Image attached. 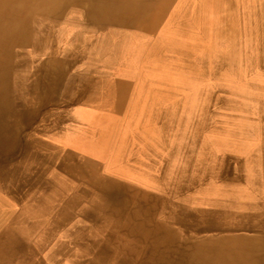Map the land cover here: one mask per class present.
Segmentation results:
<instances>
[{
	"label": "bare ground",
	"instance_id": "6f19581e",
	"mask_svg": "<svg viewBox=\"0 0 264 264\" xmlns=\"http://www.w3.org/2000/svg\"><path fill=\"white\" fill-rule=\"evenodd\" d=\"M114 1L0 0V264L20 262L27 243L53 233L57 217L74 214L101 231L103 242L122 248L127 260L118 256L117 264L131 263L129 256L142 249L145 257L132 264H264V0L179 2L233 25L225 55L234 69L221 85L210 76L211 87L201 81L200 105L193 102L196 96L186 97L175 74L204 76L205 63L186 55L190 67L175 63L171 69L165 59V73L147 102L131 109L126 108L128 88L98 85L87 93L85 85L73 84L79 76L68 72L87 39L63 49L53 46L67 28L88 35L97 30ZM119 1L145 6L150 0ZM82 4L84 9L68 13L71 5ZM213 9L216 17L209 14ZM179 45L169 44L170 52H178ZM167 69L176 72L172 76ZM248 71L251 83L245 79ZM69 102L78 105L73 114L70 108L42 112L35 126L23 127L28 131L22 155L4 157L14 153L26 118L38 114L36 104ZM104 108L140 124L125 172L136 180L154 179L160 194L105 175L97 159L70 148L67 126L75 124L67 122L92 120ZM232 119L247 124L233 126ZM81 231H67L84 251L70 263L96 264L104 243L96 235L85 239Z\"/></svg>",
	"mask_w": 264,
	"mask_h": 264
},
{
	"label": "rangeland",
	"instance_id": "374dc122",
	"mask_svg": "<svg viewBox=\"0 0 264 264\" xmlns=\"http://www.w3.org/2000/svg\"><path fill=\"white\" fill-rule=\"evenodd\" d=\"M181 1L150 0L145 6H141L142 4L140 3L130 6L123 3V1L117 0L108 5L110 7L101 16V25L91 34L88 35L87 32L80 29L77 31L76 28L65 29L56 38V42L53 45L54 48L63 49L73 42H78L80 38L87 39V43L84 42L85 44L81 47V58L76 63V66L68 72L69 76H79L78 80L73 84L85 85L87 93L98 85L103 87L117 85L128 88V94L125 98L126 108H142L144 101L146 103L148 99V92L156 88L158 76L164 72L163 68L161 69V65L164 66L165 59L171 69H174L173 65L175 63L184 68L191 66L189 65V58L186 56L189 55L199 60V65L205 63L207 67L204 70L207 71V74L204 76L200 75L201 77H193L187 72L175 74L174 72L176 71H173V73L176 79L183 82L182 85L185 86L186 97L191 99L196 96L193 102L201 105L202 95H200V92L203 90L201 81L203 80V84L208 88L211 87L210 80L206 79L210 76L216 85H221L220 82L229 79L225 80L223 77L234 69L231 56L225 55L229 51L228 44L230 45L233 25L230 22L213 19L198 10H192L193 8L191 7L180 5L179 2ZM210 2L212 3V0ZM212 5L210 4L209 6ZM136 7L141 8L135 9ZM81 8L84 9L83 4L71 5L68 8V13L70 10L79 11ZM216 11V9H213L209 14L216 17L218 15ZM174 42L180 43L179 51L172 53L170 52L169 44ZM191 62L195 63L192 59ZM212 70L214 72L211 73L210 71ZM167 72L173 76L172 70L167 69ZM245 79L248 80V83H251L249 71ZM23 95L27 101H30L28 92L24 91ZM83 106L88 111L91 110L90 107ZM77 107L78 105H75V102L36 104L34 109L38 111V114L30 121H27L26 118L25 124L21 125L22 130L20 129L19 141L14 148V153L4 154V157L16 158L22 155L28 131L23 127L25 125L35 126L42 112H49L51 109H55L54 112L58 113L59 110L70 108L69 112L73 114L74 109ZM96 114L97 116H94L92 120L86 121L85 118L79 120L78 123L74 121L67 122L75 124L67 126V130L72 132L67 134L70 135L71 144L74 146L73 148L69 145L70 148L76 149V153L97 159L105 175L119 178L123 180L122 183L135 186L142 192L160 194L159 183L155 182L154 179L144 178L143 180H136L134 176H131L130 172H125L130 164L129 153L133 131L137 132L140 129V124L135 122L133 126V122L128 119L127 114H117L108 108L101 109ZM141 114L145 118V114L143 112ZM142 117L139 114L136 119L140 120ZM232 121L233 126H244L247 124V120L241 122L232 119ZM206 134L209 135V133ZM244 136L249 143L255 142L253 137L247 136L246 133ZM85 151L86 154L83 153ZM98 154L102 155V157L95 156ZM152 173L158 174L156 169H153ZM190 176L192 177V174ZM177 198L178 196H175V202H178ZM6 203H8L7 200ZM55 226L56 229L53 233L41 234L35 241L27 243L25 257L16 264H71L70 260L73 261L77 258L74 254L84 253L83 250L82 252L79 251L80 247L78 248L76 243H74L76 239L71 240L69 233H67L74 227L83 229L81 232L85 239L92 235L98 236L101 241L103 238L101 231L90 228L83 217L77 214H74L72 218L67 216L57 217ZM78 235L81 239V234ZM103 243L104 251L98 252L101 255H97L99 257L96 264H117L116 259L118 256L127 260L126 254H124L119 245L113 246L109 242ZM144 250L142 249L137 256L131 257L130 255L128 261H131V263L128 262V264L135 263L138 257L139 260L145 257L146 253ZM65 251H67L66 254ZM68 253L73 254V258H68ZM92 254L93 252H91Z\"/></svg>",
	"mask_w": 264,
	"mask_h": 264
},
{
	"label": "crops",
	"instance_id": "0c3cea01",
	"mask_svg": "<svg viewBox=\"0 0 264 264\" xmlns=\"http://www.w3.org/2000/svg\"><path fill=\"white\" fill-rule=\"evenodd\" d=\"M142 102V101H141ZM145 102V101H144ZM147 102V101H146ZM82 108V107H81ZM76 150V149H75Z\"/></svg>",
	"mask_w": 264,
	"mask_h": 264
}]
</instances>
